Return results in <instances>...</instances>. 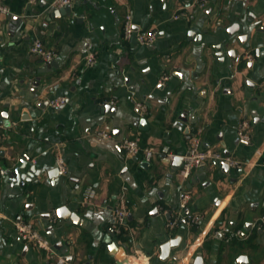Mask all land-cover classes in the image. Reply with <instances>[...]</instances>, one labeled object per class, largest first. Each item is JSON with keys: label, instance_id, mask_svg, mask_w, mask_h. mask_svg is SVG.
<instances>
[{"label": "crops", "instance_id": "1", "mask_svg": "<svg viewBox=\"0 0 264 264\" xmlns=\"http://www.w3.org/2000/svg\"><path fill=\"white\" fill-rule=\"evenodd\" d=\"M53 1L1 0L9 13L0 15V170L7 172L0 175V264H56L60 257L71 258L67 264H194L198 257L264 264V0H74L72 14L59 19ZM127 14L138 30L158 33L151 48L122 39ZM36 40L57 53L56 67L30 53ZM247 53L252 62H235ZM59 97L67 103L52 109ZM134 100L145 106L142 114ZM107 105L114 113L103 112ZM244 121L249 143L238 137ZM189 130L205 150L241 166L212 161L181 180L182 165L168 155L187 154ZM99 131L112 138L96 137ZM124 138L157 156L127 158ZM58 155L63 175L55 174ZM24 157L41 175L21 188L9 172ZM185 195L186 210L201 217L195 226L186 210L178 216ZM62 207L76 223L58 219ZM118 208L126 211L119 232ZM22 222H32L52 251L22 241ZM175 238L180 245L162 261V244Z\"/></svg>", "mask_w": 264, "mask_h": 264}, {"label": "built area", "instance_id": "2", "mask_svg": "<svg viewBox=\"0 0 264 264\" xmlns=\"http://www.w3.org/2000/svg\"><path fill=\"white\" fill-rule=\"evenodd\" d=\"M39 1L40 0H28V3L30 5H36L39 3ZM73 3L74 0H54L51 7L53 9H60L67 5H71ZM7 13H9L7 7L0 0V15ZM178 18L179 16L175 17V19ZM135 28L136 26L133 21L132 15L127 14L123 21L122 39L124 41H129L132 38H135V40L139 45L145 47L152 46L156 42L158 38V33L156 31L142 32L140 30L136 31ZM30 53L40 58L45 63H50L57 58V53L53 50L47 49L43 44V42L40 40L34 41V43L30 48ZM243 57L249 62L253 61L252 55L247 53L244 56L242 55L237 56L235 62L237 64L240 63L244 59ZM96 62L97 59L94 55H89L86 58V63L88 66H94ZM167 80H168L167 76L163 77L162 80L160 81V84L164 85ZM66 103H67V98L59 97L50 100L49 106L52 109H59L62 106H64ZM111 104H113V102ZM134 104L141 113L145 111V106L142 103L134 100ZM2 130H3V126L0 124V142L2 140V134H1ZM250 132H251L250 123L248 121L242 122L238 130L239 140L243 143H249L251 141ZM95 136L104 140H109L112 138V135L107 131H99L95 134ZM186 140L188 142V152L186 155L182 156L183 164L179 171V176L181 180H183L184 182L189 180V178L192 176L194 171L200 169L204 164L208 162L214 161L234 167L241 166L239 162L232 160L231 158L225 156L223 153L219 151L205 150L200 136L197 133L196 134L192 133L191 130H189L188 133L186 134ZM119 147L125 153L126 157L129 159L142 156L146 161L150 162L157 156V151L153 147L142 146L136 139L124 138L119 142ZM168 157L170 159L175 158V156L171 154H169ZM56 164L59 171L58 174L59 175L65 174L66 164L61 155L57 156ZM6 173H7L6 170H0L1 176H5ZM95 196H96V191L93 188H90L87 192V197L93 199L95 198ZM188 201H189V196L185 195L179 207V212H178L179 217H181L184 211L186 210ZM179 217L175 218L174 220L169 219L167 223V228L174 229L179 223ZM184 218L186 219V222L192 226H195L201 222V217L198 215L188 214L185 215ZM125 222H126L125 209L123 208L116 209L113 217V225L115 230H118L120 226L125 224ZM16 229L22 241L34 246L39 250H43L47 253L52 251L53 248L50 241L40 232L39 229L35 227V225L32 222L19 223ZM56 264H67V263L62 257H60L57 260ZM116 264H147V263L141 261L140 259H137L136 261L127 260L123 262H117Z\"/></svg>", "mask_w": 264, "mask_h": 264}, {"label": "water", "instance_id": "3", "mask_svg": "<svg viewBox=\"0 0 264 264\" xmlns=\"http://www.w3.org/2000/svg\"><path fill=\"white\" fill-rule=\"evenodd\" d=\"M75 4H71V5H67L63 8L60 9H53L52 10V16L53 18H61L62 16H70L72 14V10L74 8ZM236 28V26L234 27ZM232 28V30L234 29ZM136 31L138 30V28H135ZM230 30L229 34L233 35V31ZM149 48H151L149 46ZM231 55L235 56V52H231ZM56 62L52 61L50 62L47 67H56ZM46 71V68H44V70L42 71L43 73ZM41 83V79L37 78L36 83H35V87L36 89L40 86ZM35 89V91H36ZM115 108L111 105H107L105 107H103V112H106L107 114L109 113H114ZM140 114H142L140 112ZM141 126L145 124V120L142 119L140 122ZM30 159L27 157H24L23 160L20 162L19 165L15 166V168L9 172V175L12 178H15L16 181H18V185L21 188H24L26 186V184H30L32 181H34V179H37L40 175L41 172L39 170H36V168L34 166H30L28 168V164H29ZM183 164V158L182 156H177L174 159V167H178L180 165ZM224 168H228V165L223 164ZM28 168V169H27ZM58 169L55 170V174H58ZM54 172H50V177L53 179ZM190 211L186 210V214H189ZM56 215L58 217L59 220H69L70 222H75L76 223V218L77 216L75 214H72L66 207H62L59 208L56 211ZM47 218L50 219V215H47ZM184 222V221H183ZM185 223V222H184ZM116 235L114 229H111L109 231L108 237L111 240L114 236ZM180 238H175L172 240H169L167 242H165L164 244H162L161 248H160V252H161V260L162 261H166L172 250L178 248V246L180 245ZM59 249L61 248V244H59V246H57ZM243 260L246 261L245 257H242ZM67 263L71 262V258H65ZM194 264H203V259L201 257L196 258Z\"/></svg>", "mask_w": 264, "mask_h": 264}]
</instances>
